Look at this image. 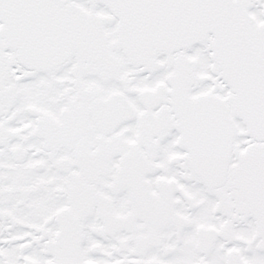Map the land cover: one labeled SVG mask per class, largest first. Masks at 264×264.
<instances>
[{"label":"snow or ice","instance_id":"obj_1","mask_svg":"<svg viewBox=\"0 0 264 264\" xmlns=\"http://www.w3.org/2000/svg\"><path fill=\"white\" fill-rule=\"evenodd\" d=\"M0 264H264V0H0Z\"/></svg>","mask_w":264,"mask_h":264}]
</instances>
